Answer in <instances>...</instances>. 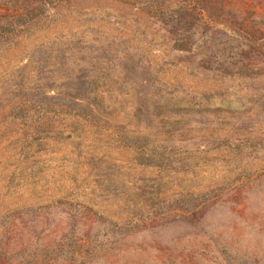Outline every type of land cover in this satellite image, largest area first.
Listing matches in <instances>:
<instances>
[{"label": "rangeland", "instance_id": "rangeland-1", "mask_svg": "<svg viewBox=\"0 0 264 264\" xmlns=\"http://www.w3.org/2000/svg\"><path fill=\"white\" fill-rule=\"evenodd\" d=\"M202 60L129 0L0 38V264H264V53Z\"/></svg>", "mask_w": 264, "mask_h": 264}, {"label": "trees", "instance_id": "trees-1", "mask_svg": "<svg viewBox=\"0 0 264 264\" xmlns=\"http://www.w3.org/2000/svg\"><path fill=\"white\" fill-rule=\"evenodd\" d=\"M62 0H0V38L9 36L44 14ZM133 6L151 12L174 37L178 51L189 52L198 48L204 55L202 67L226 74L233 73L229 67H236V73H245L254 64L244 61L258 58L264 53V33L259 25L236 20L227 0H129ZM259 18H253L257 21ZM224 39L215 40L216 35ZM215 53H211V48ZM202 50V52H200ZM219 58V59H218ZM214 63V64H213Z\"/></svg>", "mask_w": 264, "mask_h": 264}]
</instances>
